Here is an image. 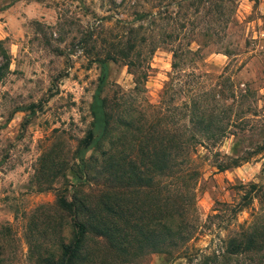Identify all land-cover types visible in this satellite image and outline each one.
Here are the masks:
<instances>
[{"label":"rangeland","instance_id":"rangeland-1","mask_svg":"<svg viewBox=\"0 0 264 264\" xmlns=\"http://www.w3.org/2000/svg\"><path fill=\"white\" fill-rule=\"evenodd\" d=\"M160 1L169 0H0V264H43L41 257L55 255L59 239H68L70 226L55 205L56 193L77 194L95 204L109 190L103 160L83 165L94 150L80 151L77 140L91 119L88 104L102 71L96 57L117 51L112 42L120 40L122 45L128 25L142 23L133 34L137 41L144 38L136 45L138 57L132 56L138 66L131 68L143 69L145 76L134 88L124 60L106 59L102 95L128 93L137 117L152 119L157 113L159 122L176 127L183 138L188 123L185 104L196 91L216 105L220 124L238 133H228L208 147L195 145L189 163L196 177L170 176L166 170L155 177V190L118 187L114 196L124 197L133 208L145 207L154 196L166 207L165 197L182 201L186 221L194 225L184 244L190 252L217 247L219 238L250 219L252 208L264 214V146L238 165L216 167L228 162V155L253 149L264 140V0L170 6V18L151 22L147 14L155 13ZM168 32L177 35L150 51L152 41ZM186 43L191 49L199 46L201 56L179 54L178 65L172 67L170 49H184ZM169 77L170 89L159 103ZM244 90V97L232 99V93ZM217 93L223 97L212 101ZM230 102L229 111L225 104ZM237 113L245 117L231 120ZM120 129L115 126L106 140ZM132 138L129 134L117 140L113 148L120 154L128 151ZM185 150L177 155V169L183 171L188 166ZM81 172L102 175L74 180L73 173ZM249 180L260 184L251 199L241 196L240 187ZM186 185L192 187L191 204ZM87 244L95 264H187L184 256L149 251L131 239L124 251L96 236Z\"/></svg>","mask_w":264,"mask_h":264},{"label":"trees","instance_id":"trees-1","mask_svg":"<svg viewBox=\"0 0 264 264\" xmlns=\"http://www.w3.org/2000/svg\"><path fill=\"white\" fill-rule=\"evenodd\" d=\"M203 1L205 0L160 1L157 11L147 15H150L151 22L157 23L171 17L170 6L180 9L185 5H194L197 8L202 5ZM143 14L145 15V13ZM182 26L183 23L180 24V27ZM140 27H142V23L136 26L128 25L125 30L127 34L122 41V45L119 46L118 41L120 40L112 42V46L118 48L117 51L113 49L114 51H106L99 59L96 57L102 71L88 104L91 119L83 135L77 140V148L80 151L88 148L94 150L93 153L87 155L86 160H83V165H88L91 161L97 163L98 160H103V168L108 171V173H104V176L107 180L106 188L109 190L104 191L105 193L97 198L95 204L77 194L67 197L63 192L56 193L55 205L64 216H67L66 222L70 226L71 233L68 239L65 240L62 237L59 239L55 255L47 254L41 257L43 258V264H95L94 258L89 255L87 244L91 236L103 238L107 246L117 251H124L131 239L140 247L149 251L175 252L184 256L187 264H244V259H241V257H247L246 260L249 263L256 260L258 264L260 262L264 264V214L261 212L262 209L252 208L250 219L238 223L237 229L229 231V233L219 238L217 247L207 250L209 246H205L203 249L196 248L190 252L184 250V244L193 234L194 225L188 224L186 221L185 207L182 201L165 197V200L169 203V206L166 207V203L161 202V198L154 196L153 202L146 204L145 207L139 205L133 208L132 205L126 204L128 201L124 197L114 196L113 192L117 191L118 187L153 191L159 183V179L155 177L164 174L166 170H170V173H166L170 176L179 174L182 177H196L197 170L189 163L193 160L191 153L195 145L200 144L203 147H208L207 145H214L228 133L235 136L238 133L235 129H227L226 125H221L220 121L222 119L215 111L216 105L205 102L204 96L196 91L190 94L187 104H185L188 123L183 138L180 137L181 133L178 132L176 127H166V125L159 122L160 115H157L156 112L155 115L151 116L152 119H147L148 117L145 114L141 118L137 117L132 111L133 107L129 103L128 93H118L115 90L111 96L101 94L102 87L105 84L104 61L106 59L115 61L121 58L128 68L138 66L134 63L132 56L135 59L138 57L139 50L136 49V45L139 44L138 42H142L144 38L141 36V39L137 41L133 34L139 31ZM176 35V33L171 35L168 32L159 39L160 41H152L150 51L158 45V42H167V37L169 40H173ZM188 44L186 43L184 49L177 47L170 49L172 67L178 65L176 57H179V54L201 56L199 46L191 49ZM129 72L134 76V88H138V81L144 78L145 71L143 69L134 71L131 68ZM170 79L171 77L165 82L159 103H162V97L168 94ZM219 93L216 96L212 95V101L220 100L223 97L221 94L219 96ZM232 96V99L235 97L241 99L245 96V90L239 92L238 95L232 93ZM157 105L159 104L155 106ZM230 105L231 102L225 104L229 111ZM155 106H152V108L156 109ZM229 111L226 120H230ZM234 115L231 120H238V118L240 120L245 117L238 113ZM115 126H121L118 134L106 140ZM129 134L133 136L132 142L128 144L129 150L123 149L122 154L118 153L113 148L114 143L119 139H125ZM104 140L107 141V144L101 146ZM263 146L264 140L255 145L253 149L244 148L239 154L228 155L229 161L217 163L216 167L223 169L238 165L249 156L259 152ZM183 147L184 150L186 148L185 159L188 161V166L184 168V171L183 169H180V171L177 169L179 164L177 155ZM235 149L236 147L233 148V150ZM94 153L97 154L93 155ZM78 168L82 170L80 166ZM73 174L74 180L77 181H88L90 178H97L99 174L102 175V173L86 172ZM178 187L182 188L183 185L180 183ZM240 187L244 189L241 196L250 199L260 190V184L251 180L241 183ZM185 188L188 194L190 193L188 204H191L192 187L186 185ZM177 190L175 195L179 194ZM236 209L239 210L241 207ZM135 210H138V215L136 218H131L134 213H137ZM253 256H257V259H254Z\"/></svg>","mask_w":264,"mask_h":264}]
</instances>
